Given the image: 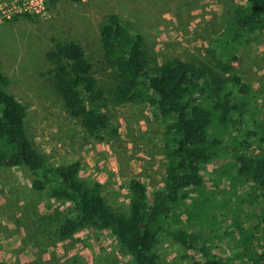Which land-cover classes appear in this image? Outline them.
Masks as SVG:
<instances>
[{"label": "rangeland", "instance_id": "1", "mask_svg": "<svg viewBox=\"0 0 264 264\" xmlns=\"http://www.w3.org/2000/svg\"><path fill=\"white\" fill-rule=\"evenodd\" d=\"M244 1L48 0L39 14L1 19L0 72L8 80L3 89L25 107L24 125L32 146L51 165L78 162V177L87 184L99 183L101 196L117 211H128L130 179L141 181L150 198L162 186L166 165L164 123L147 102L114 99L118 79L103 61L99 26L109 14L117 15L131 33L142 36V49L152 66L181 60L217 72L216 37ZM55 41L75 42L83 49L100 92L97 100H86L85 105L105 116V128L90 133L64 110L53 86L54 66L45 59ZM233 54L231 70L218 73L236 76L247 86L241 99L260 123L264 34L235 44ZM223 167L220 161L202 167L204 193L180 215L187 231L206 230L210 207L226 201L225 214L248 195L243 188L217 181ZM72 209L64 200L33 191L24 168L0 169V264H133L107 231L84 227L59 239L56 230ZM154 251L168 264L203 261L198 250L185 251L167 234L158 237Z\"/></svg>", "mask_w": 264, "mask_h": 264}, {"label": "trees", "instance_id": "2", "mask_svg": "<svg viewBox=\"0 0 264 264\" xmlns=\"http://www.w3.org/2000/svg\"><path fill=\"white\" fill-rule=\"evenodd\" d=\"M263 34L264 0H245L216 37L214 72L181 60L152 66L142 36L131 33L117 15L109 14L100 24L103 61L118 79L114 99L147 102L164 123L162 186L149 198L146 186L130 179L126 214L107 203L99 183L78 177V162L51 165L36 151L26 135L25 107L3 89L8 80L1 72L0 169L24 168L33 191L72 204L56 230L61 240L84 227L107 231L133 264H168L154 251L158 237L167 234L185 251L203 255L202 262L191 264H264V119L258 123L242 101L247 86L236 76L218 73L231 70L235 44ZM45 59L54 66L53 86L64 110L90 133L105 128V116L85 105L100 92L81 46L55 41ZM219 161L225 167L218 170L217 181L248 195L225 214L226 201L210 207L206 230L187 231L180 215L204 193L202 167ZM224 247L233 251L226 253Z\"/></svg>", "mask_w": 264, "mask_h": 264}, {"label": "built area", "instance_id": "3", "mask_svg": "<svg viewBox=\"0 0 264 264\" xmlns=\"http://www.w3.org/2000/svg\"><path fill=\"white\" fill-rule=\"evenodd\" d=\"M48 0H1L0 20L14 15L39 14L44 11Z\"/></svg>", "mask_w": 264, "mask_h": 264}]
</instances>
